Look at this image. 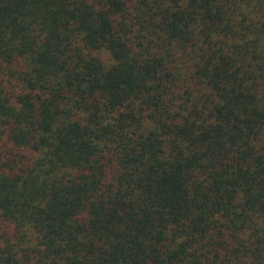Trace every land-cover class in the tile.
<instances>
[{
    "label": "trees",
    "instance_id": "obj_1",
    "mask_svg": "<svg viewBox=\"0 0 264 264\" xmlns=\"http://www.w3.org/2000/svg\"><path fill=\"white\" fill-rule=\"evenodd\" d=\"M0 264H264V0H0Z\"/></svg>",
    "mask_w": 264,
    "mask_h": 264
}]
</instances>
